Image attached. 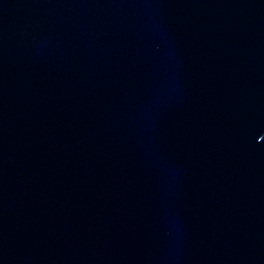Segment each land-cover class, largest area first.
<instances>
[{"label":"water","instance_id":"water-1","mask_svg":"<svg viewBox=\"0 0 264 264\" xmlns=\"http://www.w3.org/2000/svg\"><path fill=\"white\" fill-rule=\"evenodd\" d=\"M0 264H264V0H0Z\"/></svg>","mask_w":264,"mask_h":264}]
</instances>
